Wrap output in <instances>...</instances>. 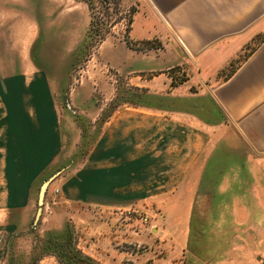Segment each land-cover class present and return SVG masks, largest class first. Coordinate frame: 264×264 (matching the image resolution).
<instances>
[{"label":"crops","instance_id":"0c3cea01","mask_svg":"<svg viewBox=\"0 0 264 264\" xmlns=\"http://www.w3.org/2000/svg\"><path fill=\"white\" fill-rule=\"evenodd\" d=\"M132 3L129 40L107 38L104 49L113 54L115 73L141 96L97 108L88 90L69 92V116L89 115L100 124L76 166L64 152L65 115L52 71L0 77V264L11 236L32 227L40 187L52 177L38 230L74 223L85 252L116 264L110 257L122 243L159 247L168 244L165 236L183 234L185 224L146 227L143 217L121 224L115 208L173 211L165 218L184 223L201 188L222 185L224 172L247 180L250 171L264 173V0ZM152 40L162 48H137ZM176 67L187 78L171 85ZM111 102L117 103L100 123ZM82 140L80 133L74 147ZM70 205L98 215L79 217Z\"/></svg>","mask_w":264,"mask_h":264},{"label":"rangeland","instance_id":"374dc122","mask_svg":"<svg viewBox=\"0 0 264 264\" xmlns=\"http://www.w3.org/2000/svg\"><path fill=\"white\" fill-rule=\"evenodd\" d=\"M132 2L0 0V77L38 67L52 71L56 97L65 115L64 152L74 166L91 145L100 124H95L89 115L69 116L72 115L66 103L69 92L77 86L88 90L87 98L92 99L97 108L110 99L141 96L133 89L136 86L127 84L124 76L120 78L115 73L111 63L113 54L104 49L107 38L115 43L120 39L129 40L132 19L137 13L136 4ZM103 36L105 39L101 41ZM150 42L137 48H162L160 43H155L157 40ZM127 43L130 45V41ZM185 74L186 71H179L177 67L172 69L171 85L186 79ZM115 103L103 107V114L98 118L100 123ZM80 133L83 140L79 147H74ZM250 174L247 180L235 179L234 172H224L222 185L201 188L184 223L181 219L182 223L165 218L174 214L173 211L160 216L156 211L149 213L146 205V208L130 206L136 210L133 217L118 218L117 223L123 224L136 217L141 221L143 217L141 222L146 227L158 223L168 230H181L185 224V231L180 235L169 234L164 239L160 236L153 238L156 244L162 239L168 244L152 245V249L148 243L137 246L124 242L118 255L110 259L114 258L116 264H264V173L250 171ZM69 210L84 218L98 215L96 209L87 212L78 205H70ZM38 225L39 221L11 236L4 264H61L55 255L44 253L46 247L40 239L47 232L62 233L67 229L72 231L77 247L85 254L100 264L108 259L103 251L101 253L105 256L99 260L79 246L81 230H77L74 223L67 222L62 230H46L44 233L38 230ZM89 231L92 238L96 237V230Z\"/></svg>","mask_w":264,"mask_h":264},{"label":"trees","instance_id":"16d2710c","mask_svg":"<svg viewBox=\"0 0 264 264\" xmlns=\"http://www.w3.org/2000/svg\"><path fill=\"white\" fill-rule=\"evenodd\" d=\"M105 36L101 37V41ZM46 247L44 253L55 255L61 264H100L97 260L81 251L74 240L71 230L51 231L40 239Z\"/></svg>","mask_w":264,"mask_h":264},{"label":"water","instance_id":"95a60500","mask_svg":"<svg viewBox=\"0 0 264 264\" xmlns=\"http://www.w3.org/2000/svg\"><path fill=\"white\" fill-rule=\"evenodd\" d=\"M54 177L46 180L40 187V190H39V195H38V203H39V207L36 211V215H35V218H34V224H37L40 217H41V214H42V210H43V204H44V201H45V196H46V192L48 190V187L50 185V183L52 182Z\"/></svg>","mask_w":264,"mask_h":264},{"label":"built area","instance_id":"2783aa9c","mask_svg":"<svg viewBox=\"0 0 264 264\" xmlns=\"http://www.w3.org/2000/svg\"><path fill=\"white\" fill-rule=\"evenodd\" d=\"M59 192L58 189H56V193ZM136 210L132 209L131 207L128 208H118L117 211H115V214L119 216L121 219H129L132 218Z\"/></svg>","mask_w":264,"mask_h":264}]
</instances>
